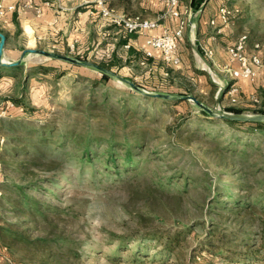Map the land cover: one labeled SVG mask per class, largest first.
Instances as JSON below:
<instances>
[{"label":"rangeland","instance_id":"obj_1","mask_svg":"<svg viewBox=\"0 0 264 264\" xmlns=\"http://www.w3.org/2000/svg\"><path fill=\"white\" fill-rule=\"evenodd\" d=\"M85 1L93 5L92 0ZM222 1L237 10L235 17L218 36L209 25L193 21L194 28L188 29L181 44L179 52L184 60L179 67L159 64L151 70L147 63L140 65L142 57L127 63L128 48L118 47L112 36H106L105 40L99 36L98 49L88 60L83 57L96 65L108 61L116 51L122 67L115 74L125 80L131 78L148 95L139 94L112 76L104 84L94 85L91 80L99 79L95 70L43 56L33 55L24 61L27 64L23 65L27 74L24 83L20 82L21 73L9 70L7 75L12 79L0 82V110H5V116L0 118V137L6 141L0 150V184L4 191L0 201V264H223L221 250L208 247L206 239L220 229H236L230 209H235L232 204L240 198L244 208L241 215L249 211L254 219L253 225L239 229L241 237H248L251 243L259 238L256 233L262 232L258 225L264 221V131L242 132L224 124L219 117L205 118L191 102L177 99L193 96L219 115H234L228 108L241 109V116H256L253 112L264 110L263 93L245 96L240 92L238 101L233 103L229 96L218 91L219 81L208 70H200L192 57L196 51L203 56L199 45L203 46L206 37L214 38L210 41L216 44L224 63H228L226 47L240 34L247 35L248 54L254 43L264 42V0ZM48 2L58 11L59 7L68 6L63 0ZM109 2L115 10L124 8L129 14L142 12L152 16L158 9L157 0ZM217 4L211 0L210 12ZM69 49L66 56L76 59V44ZM99 49L102 51L96 53ZM260 54L264 65V47ZM202 59L213 67V56ZM40 65L53 71L42 74L36 69ZM167 69L171 72L167 73ZM219 74L225 76L223 72ZM261 80L264 82V70ZM127 89L157 100L162 98L153 94L168 95L170 99L165 100L184 104L177 106L179 112L170 105L150 106L137 96L125 94ZM254 95L260 101L257 104L251 99ZM12 99H18L21 106L11 107ZM123 102L129 108L124 114L128 118L126 126L119 121ZM186 104L192 107L187 110ZM113 112L118 116L119 133L145 130V141L156 154L141 149L143 161L135 166V171L118 177L101 172L92 178V170L87 167L80 171L68 152L64 178L53 187V192L47 196L35 192L32 197L59 209L69 207L71 218L68 222L53 220V230L43 222L21 225L22 218L15 217L5 200L8 190L20 181L17 172L20 160L10 156L14 141L24 138L30 129L44 121L60 130L77 132L113 126L107 117ZM130 115L134 118L130 119ZM183 117L187 118L182 120ZM13 194L10 195L16 196ZM5 228L23 234L28 241L47 242L10 243ZM112 233L124 235L128 240L122 244ZM152 233L165 238L162 242L153 240L149 236ZM174 234L182 236L183 241L175 252L167 253L162 243ZM134 235L137 236L133 238ZM69 249H73V254ZM232 261L231 264H243Z\"/></svg>","mask_w":264,"mask_h":264},{"label":"trees","instance_id":"obj_2","mask_svg":"<svg viewBox=\"0 0 264 264\" xmlns=\"http://www.w3.org/2000/svg\"><path fill=\"white\" fill-rule=\"evenodd\" d=\"M207 1L208 0H181V4L184 2L185 6L189 7L195 12L198 11ZM216 1L218 3L217 8L220 4H225L221 3L223 2L222 0ZM109 6L113 7L111 2H109ZM120 12L126 15H143L142 12L129 14L124 8H122ZM119 44L122 45L124 43ZM262 49L259 51L261 61L263 60L260 54ZM140 57L141 56L139 53H136L131 47H129L125 62L130 63L131 59L138 60ZM78 58L79 57L76 59H81ZM81 60L85 61L83 58ZM96 65L102 69L118 74V69L122 67V61L117 56L116 51H113L108 61H101L96 63ZM88 68L95 70L99 74L98 80H91L94 85L101 83L104 84V82H106L108 79H111V76L101 71H98L92 67ZM36 69L42 74H48L49 72L53 71V69L44 65H40ZM11 70H13L15 74L22 73L23 65H18ZM169 71L170 69H167L166 72L169 73ZM26 78L27 74L25 73L22 76L20 82L24 83ZM127 79L133 82L131 78ZM257 82L258 81L256 78L253 83H250L251 86H253V92L257 93V91H260L261 94H264V87L256 86ZM134 85L139 87V85L136 83H134ZM125 94L131 97L137 96L150 106L154 104L165 106L170 105L171 107H175V111L177 112H179V108H177V106L184 104V102L181 101H167L165 99L157 100L152 97H141L130 89H127ZM254 97L259 99L257 95H254ZM11 103L14 106H21V103H19L18 99H12ZM190 107L192 106L186 104L185 109L187 108L188 110ZM127 111H129V108L126 103L123 102L121 104V114L119 121H122L124 126H126V123L128 122V118L124 115ZM227 111L233 113L234 115H241L243 113L241 109L235 108H228ZM187 112L189 113L190 111ZM199 113L205 118H209V115L200 109ZM253 114L264 115V110L259 109L253 112ZM107 117L113 121V126L112 124H107L105 127H99L98 129L89 127L86 130L80 132L65 129L60 130L53 123L44 121V123H41L38 126L30 129L24 138L14 141V144L10 150V156L15 160H20L19 166L17 168L20 181L18 184L12 186L13 189L8 190L5 200L7 201L10 210L15 214V217L22 218L20 221L21 225H26L27 223L37 224L40 222L51 225L53 220L59 222H68L67 219L71 218L73 213L70 211L71 209L69 207L66 209H59L41 199L32 197V193L35 192H39L45 196L53 192V187L61 182V180L64 178L65 158L68 152L72 153L69 157L74 160L75 165H77L80 171H84L87 167L92 170V178L100 175L101 172L105 174H109V172H111L112 175L118 177L122 174L125 175L129 172L135 171V166L139 162L143 161V156L139 153L141 149H149V154H156L154 148L150 145H147L148 143L145 141V130H140L138 132L123 131L122 133H119L117 128L118 116H116V114L113 112ZM128 117L130 119L134 118L133 115ZM145 117L147 116L145 115ZM186 118L183 117L181 119L184 120ZM209 120H211V122H216L213 119ZM221 121L224 124L240 131L242 130V132L245 133L249 130L264 131V120ZM171 129H173L172 126L168 130L171 132ZM184 130L186 131L188 128H185ZM5 144L6 141L4 140L3 147ZM0 192L1 201L4 193L2 184H0ZM11 193L16 194V196L10 195ZM242 203L243 201L240 198L234 201L232 204L234 205L235 209H230L232 215L235 216L233 218V222L237 224L236 229H220L218 230L217 234L212 233L209 235V237L206 239V244L210 248L221 250L222 255L220 256H222L221 258L223 264H231L233 262L232 260H237V262H242L243 264H262L264 262V221L258 225L262 234H260V232L256 233L257 235H260L256 241L251 243L248 237L242 238L241 236L243 233L242 231H239V229L246 226V224L253 225L254 221L249 211L245 213L244 216L241 215L244 210L241 205ZM262 210L264 211V207ZM54 228L55 226L51 225V229L53 230ZM3 230L5 235H7L9 238L10 243L19 242L32 244L39 243L40 241H42V243L47 242V240L38 239L35 241H28V239H26V237L19 232L11 231L7 228ZM111 236L122 244L125 243V240H128L126 237H124V235H116L112 233ZM136 236L137 235H134L133 238ZM149 236H151L153 240L158 239L161 242L163 241V237L165 238V235H158L156 233H152ZM164 240L165 241L162 244L165 245V251L167 253H173L175 252V248L180 246L183 238L178 234H174L171 237H166ZM68 252L73 254V249H69Z\"/></svg>","mask_w":264,"mask_h":264},{"label":"crops","instance_id":"obj_3","mask_svg":"<svg viewBox=\"0 0 264 264\" xmlns=\"http://www.w3.org/2000/svg\"><path fill=\"white\" fill-rule=\"evenodd\" d=\"M58 1L60 2V0ZM157 1L158 9L155 11V14L162 9L161 2L159 0ZM63 2L65 5L68 4V6L59 7L60 11H58L52 4H49L48 0H0L4 8L9 6L14 7L13 11L5 12L4 17L0 19V33L5 37L2 53L3 61L6 63L17 61L24 49H37L66 56L70 53L69 47H73L74 44H76L75 54L79 58L85 57L86 60H88L92 52L98 49L100 43L99 36H101L102 40H105L106 36H112V40L118 42V47L128 45L136 53H139L141 57L143 56V51L145 49L144 35H126L121 32V30H117L116 27L105 23L103 19L92 11L90 5L85 4L88 1L80 0L81 3H79V0H76L77 3H74V0H63ZM210 3L211 0H208L203 5V10L201 11L199 9V13H194V11H192L194 15L190 17L189 25L185 27L177 42V48L179 49L177 54L180 58V64L175 67L181 66L184 60L183 54H180L179 51L183 39L189 31L188 29L190 27L194 28L193 21H197L198 25L201 23L208 26L209 20L216 15L217 8L214 9L213 13L210 12L208 8ZM143 16L152 17L148 14H143ZM177 22V20H170L166 24L170 30H173L176 28ZM160 33L161 29L159 28L149 31L147 34L159 35ZM205 36L207 35L205 34ZM206 38L207 40L203 42V46H199L203 51V56L209 59L213 56L214 59H211L213 67H210V64H208L205 59H202V53L198 51L192 53V57L195 60L194 62L199 64L200 70H208L212 78L217 79L220 84H223L228 80V77L223 72V67L228 63L223 62L216 44L211 43L210 40H214V38ZM119 43L124 44L120 45ZM208 50L212 51L211 57L206 55ZM99 51L101 52L102 50L99 49L96 53H99ZM33 55L35 54H26L21 59L19 65L27 66L24 61ZM146 63L151 70L156 69V66L159 64H164L161 54L158 51H154L153 57L147 60ZM12 68L14 67H0V82L10 81L11 77L7 74ZM263 70L264 69H260L257 75L258 82L256 86L258 87H264V82L261 80ZM220 72H223L225 76L222 77V75L219 74ZM24 74L25 68L22 70L21 75L23 76ZM234 84L238 86L239 92H242L245 96L251 95L254 91L253 86H251L248 81L237 80L234 81Z\"/></svg>","mask_w":264,"mask_h":264},{"label":"built area","instance_id":"obj_4","mask_svg":"<svg viewBox=\"0 0 264 264\" xmlns=\"http://www.w3.org/2000/svg\"><path fill=\"white\" fill-rule=\"evenodd\" d=\"M162 4V9L152 17L143 15H126L113 7L109 6V0H92L91 9L101 19L109 25L120 29L126 35H144L145 49L143 51L140 65H145L146 61L153 57V52L158 51L161 54L162 61L168 66H178L180 58L177 54V42L181 37L183 30L189 25V19L194 13L192 10L181 4V0H159ZM86 5L90 4L88 2ZM14 7L9 6L4 8L0 3V19L5 15V12L13 11ZM237 10L228 7L225 4H220L216 10V15L212 17L208 24L215 31V36L223 33L224 29L230 24L232 18L235 17ZM177 20L175 29L170 30L167 22ZM161 29L159 35H149V31ZM247 35L240 34L230 45L226 47L228 64L223 67V72L229 80H245L253 83L260 69H264V65L260 59L259 51L264 47V42H256L252 45V52L247 53ZM124 45V48H128ZM208 57H211L212 51L206 52ZM226 81L218 88L220 93L230 97L233 103L238 101L239 88L233 83ZM254 103H259V100L252 96ZM13 107V104L10 103ZM5 116V110H0V118ZM4 145V139L0 137V150ZM1 194V192H0Z\"/></svg>","mask_w":264,"mask_h":264},{"label":"water","instance_id":"obj_5","mask_svg":"<svg viewBox=\"0 0 264 264\" xmlns=\"http://www.w3.org/2000/svg\"><path fill=\"white\" fill-rule=\"evenodd\" d=\"M203 5L200 8V10H203ZM4 41H5V37L4 35H2L0 33V67H16L20 64L21 59L26 55V54H35V55H40L43 57H47V58H51V59H57V60H61V61H65L68 63H71L73 65L76 66H81V67H92L98 71H101L109 76H112L114 78H116L117 80H119L120 82L128 85L131 89L137 91L139 94L141 95H148L146 92L138 89L132 82L125 80L121 77H119L118 75H116L115 73L102 69L100 67H98L97 65L90 63L88 61H78L76 59L64 56V55H59L53 52H46L43 50H37V49H24L21 52L20 58L15 61V62H10V63H6L3 61L2 59V53H3V46H4ZM153 97L156 98H162V99H170V97L168 95H161V94H153ZM177 99H181V100H185V101H189L191 102L193 105H195L197 108L201 109L202 111H204L207 115L211 116V117H219L221 119L224 120H231V121H261L264 120V115H256V116H241V115H230V114H216L214 113L211 109H209L208 107L204 106L202 103H200L198 100H196L193 96H180L177 97Z\"/></svg>","mask_w":264,"mask_h":264}]
</instances>
